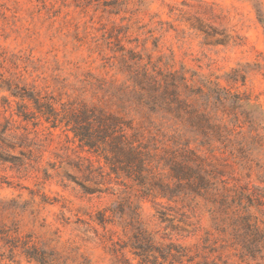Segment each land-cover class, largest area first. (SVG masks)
<instances>
[{
    "label": "rangeland",
    "instance_id": "rangeland-1",
    "mask_svg": "<svg viewBox=\"0 0 264 264\" xmlns=\"http://www.w3.org/2000/svg\"><path fill=\"white\" fill-rule=\"evenodd\" d=\"M183 76L264 111V0H0V264H264V124Z\"/></svg>",
    "mask_w": 264,
    "mask_h": 264
},
{
    "label": "trees",
    "instance_id": "trees-1",
    "mask_svg": "<svg viewBox=\"0 0 264 264\" xmlns=\"http://www.w3.org/2000/svg\"><path fill=\"white\" fill-rule=\"evenodd\" d=\"M258 18L262 20L260 9L257 8ZM182 84L186 87V91L189 93L188 96H191L195 99L198 104L190 106L191 113L197 114L199 118L207 122V126L215 127L216 129L226 131H234L238 128H242V123L238 111L235 109H241L244 113V121L248 122L249 125H258L260 123L264 124V111H258L257 106L250 101L249 98H242L238 94H231V91L226 88L213 86L208 82V84L191 86L186 84L185 77H181ZM169 85H172V89L177 86L175 79H171ZM9 90V88H8ZM12 95H18L21 99L27 98L31 100L36 105V111L44 113L47 112V118L49 119L50 116H53L54 119H57V111L51 104L50 100L45 99V96H41L40 94L31 92H19L18 90L13 92L11 90ZM235 95V96H234ZM234 98H233V97ZM176 101H179V98L172 97ZM233 98V100H232ZM232 102V105H228L230 107L229 110L231 112H227L225 109V103L227 101ZM248 108V109H247ZM25 113V111L23 112ZM218 120L219 123H215V120ZM116 125L112 126L111 130ZM115 132V131H112ZM1 143L4 144L3 140L0 139ZM244 194V198L247 200V204H244L248 209L254 207L258 211H264V188H247L245 191L242 192ZM37 252V251H36ZM175 255V254H171ZM37 260L42 261L44 257L40 254V256H33Z\"/></svg>",
    "mask_w": 264,
    "mask_h": 264
}]
</instances>
